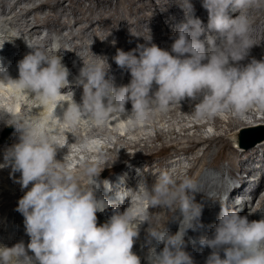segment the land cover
I'll list each match as a JSON object with an SVG mask.
<instances>
[{"label":"clouds","instance_id":"obj_1","mask_svg":"<svg viewBox=\"0 0 264 264\" xmlns=\"http://www.w3.org/2000/svg\"><path fill=\"white\" fill-rule=\"evenodd\" d=\"M187 4L190 11L175 26L170 50L154 43L150 32L145 37L132 31L145 42L127 52L117 49L115 63L130 73L126 85L114 84L108 63L106 69L103 63L84 60L79 54L83 66L69 80L58 38L45 46L23 36L31 51L18 61V78L9 76L0 64V83H10L15 91L33 99L37 112L52 108L46 117L35 119L0 109V121L14 126L18 134V142L4 150L0 169L10 167V175L19 172L16 182L27 189L16 210L30 238L27 245L23 241L11 247L0 245V264H141L133 247L145 223L148 243L163 244L159 251L149 247L147 264H194L185 250V236L200 224L203 205L195 203L192 195L199 191L198 185L187 175L162 171L151 186L141 179L136 190L117 187L115 200L109 199L99 194L101 184L106 192L113 190L110 181L99 179L103 157L90 158L91 146L86 139L80 140L77 151L85 155L78 170L73 168L67 155L69 142L60 139L59 125L53 123L58 119L74 128L84 123L103 127L110 115L119 113L130 117V127H138L147 124L155 111L166 113L171 105L186 99L193 103V117L198 121L226 113L243 118L252 107L264 110V59L240 63L256 45L249 11L264 7V0H203L209 15L207 29L191 15L189 0ZM230 12L239 14L233 18ZM15 37L19 36L0 40V47ZM73 86L83 90L79 103L74 100ZM69 91L70 101L63 98ZM128 102L130 112L125 108ZM58 105L61 115L56 113ZM65 147L63 159H57L58 150ZM81 178L87 180L86 185ZM206 195L221 202V211L211 235L199 239L201 247L211 249L205 264H264V219L249 220L226 206L227 197ZM126 198H130L129 205L120 211ZM110 207L112 215L98 224L97 213ZM157 208L173 213L179 209L182 218L175 233L153 223L151 209Z\"/></svg>","mask_w":264,"mask_h":264},{"label":"bare ground","instance_id":"obj_2","mask_svg":"<svg viewBox=\"0 0 264 264\" xmlns=\"http://www.w3.org/2000/svg\"><path fill=\"white\" fill-rule=\"evenodd\" d=\"M20 1L21 0H18L16 2H13L12 4V2H9V1L7 2V0H0V17L4 16L3 14H7L9 10L11 13L16 12V7L18 6V3ZM85 1H91V6L87 8L86 10L88 14L83 13V16H80L77 13V11L78 9L84 7ZM85 1L81 0L80 2H78V5L74 4L70 8L71 10L70 15H66L64 12H61V7L60 5L56 4L57 2L56 0L40 1L39 4H33L28 9L22 8L21 14L15 13L13 17L11 18H14L15 22L16 21L19 22L18 24L20 25L19 26L20 30H17V32L18 33L20 32L21 37L20 39L17 37L15 38L17 42L21 43V45L20 46L17 44L15 45L16 41H13L14 46H15V51H10L9 52L10 55L8 56L7 55L0 56V63L1 62L5 63V65L3 66L7 69L9 76H11L14 79L18 78V75H19L18 61L21 60L24 57V55H26L29 52V48L27 44L24 45L26 41L23 38V36L27 38L28 40H30V38L33 39L35 37L37 39L38 36L41 35V38H38L37 42L47 46L51 44L53 34L54 35L60 34L62 36L64 35L63 34L64 30L67 27L73 29L74 27H76L78 23H83V26L79 29L78 33H74L71 31L73 34V38L75 39L83 38V36L86 35L90 29L94 28V25L96 23L107 20L106 29L110 31V34H113L114 32H119V33L124 32V34H126L127 36L123 37L122 35H119L118 39L115 41L114 44H109V41L105 42L103 44L102 49H99L97 45L92 47L90 43H87V46H86L87 50H85L87 53L83 50L82 53L80 52L81 54H79L80 50L78 46L73 47L71 45L72 47L67 48L64 45H62L65 42L64 40L67 41L68 39L64 37L60 38L59 36L58 39L61 42L63 41V43H60L62 46L60 54L62 55V59L63 57L73 58L75 54L77 53L80 56H82L83 54L82 58L84 60H87L88 57H91V55H93L94 56L93 59L103 63L106 69L108 67L107 63L110 65L109 75H111V77L113 78L114 84H118L116 83V82H119V80L117 79H119L121 76L123 77L124 85H126L125 83H129L130 81V73L126 69L120 68L115 63L113 57H110V59H108L109 57H104L103 54L104 53H114L115 54V52H117V49H121L127 52V51L135 49L137 44L144 43V41L139 39V37L134 36L131 33H129L130 30H132L136 26H140V23L144 20L152 21V25H150L149 29L155 32L156 36H159L156 42L160 44V47L162 48L161 40L166 39L169 42L168 50H170L171 44L173 42L172 37L175 35V26L179 24L180 22L184 21L185 15L187 16L190 11L188 8L187 0H173V2L172 1L168 2L167 0L165 2H160V3H158L159 1L156 2L157 0L156 1L148 0V5L154 6V7H157V9H160L157 12L155 10L154 14H150L149 12H147L149 11L147 8L148 5L147 6L145 5L147 2L144 4L143 2L144 0H117L116 4H113L114 2L112 3L111 2L112 0L111 1L108 0L106 6L110 8L109 11H107L108 9L105 10L104 8L106 7L102 6V4H100L97 0H85ZM137 1H140V3L142 2V4L140 6H137ZM189 2L192 5L191 15L193 16V18H197V19H199L200 17L199 20L201 21L202 26L205 29H207V24H208L207 21L209 19V15H208L207 9L203 6V0H189ZM181 5L182 7H180ZM183 5L185 6L183 7ZM259 9H263V7ZM259 9H253L249 11V17L252 21V24L254 23L253 21H257L256 23L260 22L262 19V17L260 16L262 14H263L262 16H264V13H261ZM152 10L154 11V9ZM162 10L164 11V13L161 12ZM257 10H259V15L261 13L260 16L258 15ZM32 14H33V18L30 17L32 16ZM238 14H239L238 12L229 13V15L232 16L233 18L237 16ZM133 15L137 17L136 21L131 19L132 18L131 16ZM71 16L73 18L74 25L71 24L72 22ZM51 19L57 20L59 22L57 28L54 31L51 30L49 26V21ZM111 24H113V27L111 26ZM170 25H172L173 27L171 28ZM113 28H114V31H112ZM12 30L13 32L15 31V35L17 36L16 30L15 29H12ZM0 32L4 33V30H0ZM133 32H134V29H133ZM92 33L93 35L98 36L99 29L98 28L94 29ZM110 34H109V37H110ZM0 36L2 40L8 39L7 33L0 34ZM132 39H137V40L139 39V40L135 46L131 47L129 43ZM200 39L204 40L205 35H201ZM252 39L256 43V45H254L250 49L248 56L245 58V60L240 62L241 64H247L248 62H250L252 58H256L257 60L264 59V26L259 29H253ZM98 41L101 42L100 37H98ZM115 45H119V47L115 48ZM94 54L97 56H95ZM10 57L14 59V61H12ZM82 58H81V61L78 60L80 64H83ZM106 59H107V62H106ZM11 62H15V63H11ZM120 80H122V78ZM73 89H74V93L75 92L78 93L77 91H79V89H75V87H73ZM62 91L66 92L67 89L65 90L62 89ZM68 97L70 96L65 94L63 98L70 101L71 99ZM25 103H26V106H29V109H27L29 112L23 115L25 118L35 119L37 115L46 117L52 111V108L50 105L48 108H45L37 112L38 109L34 108L35 101L33 99H30L26 94H22V93H19L18 91H15L12 88V85L10 83H0V109H7L9 111L10 106H11L12 110L17 112L19 108L21 109L24 108ZM126 106H128V108L130 109L132 107L131 102H128ZM171 106L172 107H170V109L166 113H161V112L157 113L156 119L154 120V122L156 121L158 122V124L159 122H162L163 124L164 120L167 117H169V119L167 118V120L170 122L169 132L167 133L165 132L166 130L163 131L161 129H157L156 138L153 137L154 139L153 138L145 139L146 142H150V144L154 143L157 140L163 141L161 147H158L156 145L152 146L151 151H153V153H156V154L165 153L168 156V159L167 157H165L164 159H161L150 166H147L148 164L146 165V167L141 173L150 175V177H148V179L146 180L147 184L151 186V184L155 180V177L162 171H169V172L175 171L178 175L183 176V175H187L188 173L191 174V172L195 170V174L193 176L191 175L192 177L190 176L191 177L190 179H192L199 187V191H196L192 194L194 197V202L198 204H202L205 207V210L209 212L210 210L213 209V200L206 197L207 195L205 193L209 191L208 189L210 188L214 190L213 187L210 186L211 176L209 175L211 171H209V168L214 165V161L217 159L218 156L220 155L226 156L228 157L229 161L233 165L228 170V172L230 173V175L232 174L235 179H237V180L234 179L233 184L235 185L233 189H231L230 199L228 200L229 203L231 204L230 209H236L238 207L236 199H235L236 194L242 191L244 188H246V186L249 185V183L252 184L253 182V180H248V176L245 177V176L238 175V171L244 170V169H246V172L249 170V173L253 171H258L256 170V168H254V166L252 165L253 164L252 162L255 159L259 158L260 155H262L261 160L263 159V162H264V139L260 140V142L251 149L243 148L245 147L244 146V135L247 134L248 132L255 130V128H253L254 126L247 125L249 118L250 120L251 118L254 120L259 119L260 116L264 118V110H260L256 107H252L245 113L244 118L235 117L231 115L229 117L228 122L226 123L227 126H223V128L222 126H220L219 123L225 122V121H223L219 117H216V125H217L216 128H218V130H221V131L217 132L216 134L213 133V135L209 137H197L195 135H191V133L188 131H190L191 129L203 128V126L206 125L205 122L204 123H193L191 124L192 126L182 125L181 130L183 132L181 131L178 132L176 130V127H174L176 122H173V119L180 117V115H182L181 120L179 121L180 124L185 123V117H184L185 115H188V116L190 115L191 117H193V109H192L193 103L186 99L182 101L181 104H173ZM64 107L65 108L67 107V102H64ZM59 111H62V109L58 105L56 109V113ZM261 111H263L262 115H259L258 113ZM109 117L111 118V115ZM245 117L248 120L245 119ZM57 120H54V122ZM55 124H58V123H55ZM58 125H59L60 133L65 135L64 138L65 137L69 138L70 135L75 131V129H72L71 125H68V124L66 125L64 123H60ZM62 126H63V129H61ZM90 126L88 127L86 133H84L83 131L85 129L81 127L80 125L79 129L81 128L82 130L80 129L79 132L77 131V135L79 137L81 135V137L80 139H77L79 137H77L76 139L74 138L73 143L78 144L80 140H83L84 135L94 134V131H96L97 128L94 129V126H93L92 127L93 129H92L90 128ZM124 126L125 125L122 124V127H120L122 131L124 130ZM241 126H244V128L240 131L238 130V128ZM156 127H158V125H156ZM112 133L114 132L112 131ZM168 134L173 136L170 141H167L165 139V136ZM60 139L71 142L67 138L63 139L60 137ZM101 141L102 140L100 139L98 140V143H99L98 145L101 144ZM16 142H18V134L16 132L15 127L11 125H7L3 121H0V162H3L4 150ZM100 147L106 149V151H108L110 148V146L104 145L103 143L102 145H100ZM227 149L230 151V154L226 153ZM70 154L71 153L69 150L67 155H70ZM87 155L89 157H92L90 154H87ZM120 157H123L122 159H125L126 155H122ZM56 158L61 159V160L63 159V156H61L59 151L57 152ZM116 159H117V156L113 155L111 160H116ZM185 161H189L190 162L189 165L192 164L190 167L187 168L188 170L186 169L187 170L186 174H185V171H186L185 166L183 164V162ZM135 163H136V160L131 161L121 173L114 175L112 178L108 180L113 185L112 192L114 196L112 197V200L115 199V192L117 190V187H123V188L129 189L132 183L131 181L137 180V179H134L135 173L137 171ZM137 164H139V162ZM246 164L251 165L253 167L247 168ZM174 165H177L179 167L174 168ZM262 166H263L262 167L263 169L260 168L259 170L261 171V178L259 179L258 183L254 184L253 190L250 192V197H252L251 201H250V197H245V196H244L245 198H242V201H241L242 202L241 204L243 207V216H247L249 220H253L255 213L264 212V196L261 198L259 204L255 206V208H253L256 200L260 198L259 196L260 191H261V194L262 192H264V163L262 164ZM131 167L132 169H130ZM74 168L78 170V165H76ZM132 170H134L133 173H131ZM243 172H245V170ZM10 173H11L10 167L0 169V224L3 223V220L5 218L13 219L14 223L15 221H20L21 214L16 210V208L18 206L19 199L27 191V189L22 190L20 184L16 182V180L19 179L20 173L17 172L12 175H10ZM103 173H104L103 171L100 173L101 177L104 176ZM138 176L140 177L141 175L139 174ZM198 178L200 180L202 178V180L205 181L204 187H202L203 184L199 183ZM81 180L83 184L85 185L87 184L86 179L81 178ZM120 183H122V186H120ZM101 187L102 189L104 188L103 184H101ZM214 188L217 191L212 195L214 197L220 198L219 197L220 193L223 191L222 188L220 187L218 189V186L216 185H214ZM226 192L228 191L226 190ZM246 196H247V193H246ZM231 199L234 200V203H231ZM129 202H130V198H126L121 206V209L127 208L129 205ZM206 207L209 209H206ZM152 210L153 209H151V211ZM173 214L175 215L172 218ZM262 216H263L262 219H264V214H262ZM181 218L182 217H181V213L179 209H177L173 213L171 210L166 209V208H157V209H154V213L152 214L153 223L160 228H163L164 225L165 226L168 225L169 221L172 220L173 222H171V224L169 225L167 229L171 233H175L178 230L179 220ZM208 218L209 216H207L203 212L201 216L200 224L195 228V230H191V229L188 230L185 236V240L187 242V247L185 250L191 254L192 258L197 256L200 259L199 264H205L206 258L211 252V249L209 248L208 250L200 253L201 248L199 244V239L201 236L211 235L213 231V226L217 223V222L216 223L214 222L213 226L210 225V227L212 226L211 228L205 229V228H208L209 227L208 225L213 221L212 219H208ZM21 224L24 226L23 223ZM147 227H148L147 223H145L142 226V229H141L142 233L139 235V239L136 241V243H134V247H133V251L141 258V264H146L145 262L146 259L144 260V258L146 256V253L149 247L154 246L157 249V251L163 248V244H159L155 240H152L151 244L148 243V236L146 232ZM6 232L7 230L3 229V227H0V235L5 236L6 239L9 240V243L7 245H14L17 242H19L15 238L14 240L13 237L10 239L9 235ZM191 235H194L193 237L196 238L195 244L193 241L194 245H192V242L189 239L191 238ZM28 239L30 238L28 237ZM188 239L190 240L189 241L190 243L188 242ZM192 240H195V239L193 238ZM221 255H223V253H221Z\"/></svg>","mask_w":264,"mask_h":264},{"label":"rangeland","instance_id":"obj_3","mask_svg":"<svg viewBox=\"0 0 264 264\" xmlns=\"http://www.w3.org/2000/svg\"><path fill=\"white\" fill-rule=\"evenodd\" d=\"M12 2V4H13V2H16V1H18V0H7V2ZM40 1H45V0H21L19 3H18V6L16 7V12H10V10L7 12V14H3L4 16H1L0 17V25L2 26L3 24L5 25V27H3V28H0V30H4V33H1V34H6L7 33V38L8 39H11L12 38V34H14L15 35V31L13 32V30L12 29H15L16 30V33H17V36L18 35H20V32L18 33L17 32V30H20V28H19V22H15V20H14V18H11V17H13V15L15 14V13H18V14H21L22 13V8H25V9H28V8H30L33 4H39L40 3ZM57 2H56V4H58V5H60V7H61V12H64L66 15H70V13H71V10H70V8L74 5V4H76V5H78V2H80L81 0H56ZM85 1V0H84ZM100 4H102V6H105L106 8H104L105 10H107V11H109L110 10V8H108L106 5H107V1L108 0H97ZM111 1V0H110ZM116 1L117 0H112L111 2L113 3V4H116ZM156 1V0H155ZM159 1V2H158ZM165 1H167V0H157L156 2H158V3H160V2H165ZM173 2V0H168V2ZM144 2V4L147 6L148 5V0L146 1V0H144L143 1ZM139 3V4H138ZM142 4V2L140 3V1H137V6H140ZM91 6V1H85V4H84V7L83 8H80V9H78V11H77V13L80 15V16H83V13H85V14H88V12L86 11L87 10V8H89ZM136 6V7H137ZM150 5H148L147 6V8H148V10L149 11H147V12H149L150 14H154L155 13V10H156V12L157 11H159L160 9H157V7H154V6H150ZM185 5H183V7H184ZM153 7V8H152ZM180 7H182V5L180 6ZM82 9V10H81ZM85 9V10H84ZM152 9H154V11L152 10ZM260 10V12L261 13H264V7H263V9H259ZM259 10H257V12H258V15H259ZM152 11V12H151ZM10 12V13H9ZM162 13H164V11L162 10L161 11ZM261 13H260V15H261ZM46 15V14H45ZM259 15V16H260ZM263 15V14H262ZM260 16V17H262V19H261V21L260 22H258V23H256L257 21H253L254 23L252 24V28L253 29H259V28H261V27H263L264 26V16ZM31 18H33V14H32V16H30ZM132 18V20H134V21H136L137 20V17H135L134 15L133 16H131ZM8 19V20H7ZM71 19H72V22H71V24L72 25H74V21H73V18H72V16H71ZM199 19H200V17H199ZM12 21V22H11ZM10 22V23H9ZM106 22H107V20H105V21H103V22H98V23H96L95 25H94V28L93 29H90L88 32H87V34L86 35H84L83 36V38H73V34H72V32H74V33H78L79 32V29L83 26V23H78L77 25H76V27H74L73 29H71V28H69V27H67L65 30H64V35H54V37H53V35H52V40H53V38H59V36H60V38H62V37H64V38H67L68 40L66 41V40H64L65 42L63 43V41L61 42L60 40V43H63L62 45H64L65 47H67V48H69V47H75V46H78L79 47V54H81L82 52H83V50L85 51V50H87L86 49V46H87V43H90L91 44V46L93 47V46H95V45H97V47L99 48V49H102L103 48V44L105 43V42H107V41H109V44H113V41H116L117 39H118V37H119V35H122L123 37H126L127 35L126 34H124V32H122V33H119V32H114L113 34H110V31H108L107 29H106ZM3 23V24H2ZM58 21L57 20H54V19H51L50 21H49V26H50V29L51 30H55L56 28H57V26H58ZM207 23H208V21H207ZM16 24V25H15ZM17 24H18V26H17ZM263 24V25H262ZM8 25V26H7ZM23 25V24H22ZM150 25H152V21H148V20H144V21H142L141 23H140V26H134L135 28H133L134 29V32H133V29L132 30H130V32L129 33H131V31L133 32V33H135V34H138V35H142V36H145V37H147L148 35H149V32H150V34H151V37H152V40H153V42L154 43H156L158 46H160V44L159 43H157L156 41L158 40V38H159V36H156V34H155V32H153L151 29H149L150 28ZM261 25V26H260ZM111 26L113 27V24H111ZM15 27V28H14ZM170 27L172 28L173 26L172 25H170ZM12 28V29H11ZM22 28V27H21ZM96 28H98L99 29V34H98V36H96V35H93V30L94 29H96ZM139 28V29H138ZM11 31H9V30ZM49 30V29H48ZM136 30H138V31H136ZM6 31V32H5ZM72 31V32H71ZM112 31H114V28L112 29ZM22 32V31H21ZM148 32V33H147ZM10 33V34H9ZM109 34H110V37H109ZM142 36H140L139 37V39H141L142 41H144V38L142 37ZM10 37V38H9ZM20 37H21V35L19 36V37H17V38H19L20 39ZM98 37H100L101 38V42H99L98 41ZM38 38H41V35L40 36H38ZM37 38V39H38ZM105 38V39H104ZM37 39H36V37L35 38H33V39H31L30 38V42H37ZM138 39V40H139ZM161 39V38H160ZM32 40V41H31ZM138 40L137 39H132L131 41H130V45H131V47L132 46H135L136 44H137V42H138ZM13 41H16V38H14V39H12V40H10V42H11V44H14L13 43ZM22 41V40H21ZM141 41V42H142ZM17 42V41H16ZM66 42H68V43H66ZM145 42V41H144ZM27 43H24V45H26ZM76 44V45H75ZM80 44V45H79ZM18 45V44H17ZM21 45V43H19V46ZM72 45V46H71ZM164 45H165V47H164ZM169 45V42L166 40V39H162L161 40V46H162V48H164V49H169L168 46ZM85 49H84V48ZM117 47H119V45H115V48H117ZM123 49V48H122ZM128 50V49H127ZM29 51H30V49H29ZM81 52V53H80ZM86 52V51H85ZM87 53V52H86ZM115 54H116V52H115ZM115 54L114 53H104L103 54V56L104 57H109L108 59H110V57H114L115 56ZM78 55V53L77 54H75V56H77ZM79 56V55H78ZM81 57H83V54H82V56ZM81 57L79 56V61H81ZM94 58V56L93 55H91V57H88V59L87 60H90V59H93ZM81 66H83V64H81ZM71 74V73H70ZM123 76V75H122ZM121 77V76H120ZM122 78V80H120V78L119 79H117V80H119V82H116V83H122V85H124V81H123V77H121ZM69 80H71V78L69 77ZM125 84H127V83H125ZM116 86H117V84H115ZM73 87H75V86H73ZM75 89H79V91H77L78 93H74V95H78L79 93H80V96H74V100L77 102V103H79L80 102V100H81V95H82V91L83 90H81V88L80 87H75ZM65 90V89H64ZM81 90V91H80ZM73 91H74V89H73ZM66 95H69V96H72V93H71V91L70 92H68V93H66ZM68 98H70L71 100H72V98L71 97H68ZM170 107H172V106H170ZM125 108H126V110L128 111V112H130L131 111V108L129 109L128 108V106H125ZM128 108V109H127ZM170 109V108H169ZM262 112L263 111H261V112H259L258 114L259 115H262ZM157 113H160L159 111H155L154 112V114H153V116H152V120L150 119V121L147 123V124H144V125H141V126H138V127H130L129 126V120H130V117H128V116H124V115H121V114H117V116H115V117H112V119L110 118V122H109V124H110V126H111V128H109V127H106V126H103V127H96V126H94V129L95 128H97V129H99V130H97L96 129V131H94V133H96V134H98V135H102L103 137H104V139L105 140H107L108 141V143L106 144L107 146H110V148H109V150L108 151H106L107 153H105V154H98L96 157L94 156V159H96V158H99V157H103V159L100 161V167L101 168H104L103 169V175H111V174H113V173H115V172H117V171H119L118 173H116V174H119V173H121L127 166H128V164L131 162V161H133V160H136V173H135V178L134 179H137L136 181H131L132 183H131V186L129 187V189H131V190H136L137 189V187H138V184H139V182H140V180L141 179H144L145 181L148 179V177H150V175H148V174H142V176H138L143 170H144V168L146 167V165L147 166H150V165H152V164H154L155 162H157V161H159V160H161V159H164L165 157H167V159H168V156L165 154V153H162V154H156V153H153V151H151L152 150V146H158V147H161L162 146V143H163V141H161V140H157V141H155L154 143H151L150 144V142H146V140L145 139H151V138H156V134H157V129H161V130H163V131H165V132H169V129H170V122L167 120V118L169 119V117H167L165 120H164V122H163V124H162V122H159V124H158V122H154V120L156 119V115H157ZM185 115V114H184ZM183 115V116H184ZM232 114L231 113H226V114H224L223 116H219V118L220 119H222L223 121H225V122H221V123H219L220 124V126H222V128H223V126H227L226 125V123L228 122V120H229V117L231 116ZM112 116V115H111ZM181 116L182 115H180V117H177V118H175V119H173V122H176L175 123V125H174V127H176V130L178 131V132H183L182 130H181V126L183 125V126H192L191 124H193V123H204L205 122V124H212V126L214 127H211L210 129H211V131H212V133H208L207 131H204L205 129L204 128H199V129H191L190 131H188V132H190L191 133V135H195V136H197V137H209V136H211V135H213V133L214 134H216L217 132H220L221 130H218V128H216V118H214V119H212V120H206V121H198V120H196V119H194V117H191L190 115L188 116V115H185L184 117H185V123H182V124H180L179 123V121L181 120ZM233 116V115H232ZM154 117V118H153ZM244 118V117H243ZM245 119H247L246 117H245ZM261 119V116L259 117V119H256V120H254V119H252L251 118V120H250V118H249V120H248V122H247V125L248 126H253L252 124H251V122H253V121H257V120H260ZM208 121V122H207ZM264 121V120H263ZM161 123V124H160ZM122 124L123 125H125L124 126V130H125V127H126V129H127V131L126 132H124L123 134H121V133H119V131H118V129L119 130H121L120 129V127H122ZM154 124V125H153ZM153 125V126H152ZM156 125H158V127H156ZM90 126V125H89ZM88 126V127H89ZM152 126V127H151ZM156 128H155V127ZM72 127V126H71ZM79 127H80V125H78V126H76L75 128L74 127H72V129H75V131L70 135V137L68 138V137H65V138H67V139H69L70 141H72L73 142V139L75 138H77V137H79L78 135H77V131L79 132L80 131V129H79ZM93 126L91 125L90 126V128H92ZM203 127H205V126H203ZM89 128V129H90ZM244 128V126H241V127H239L238 128V130H242ZM253 128H255V130L254 131H251V132H248L247 134H245L244 135V146L245 147H243V148H249V149H251V148H253L255 145H257L259 142H260V140L259 139H261L263 136H264V124H262V125H259V126H257V127H253ZM79 129V130H78ZM93 129V128H92ZM82 130V129H81ZM115 130V131H114ZM259 130V131H258ZM112 131L115 133H112ZM75 132H76V134H75ZM60 134H62V133H60ZM79 134V133H78ZM62 135H64V134H62ZM76 135V136H75ZM169 135V136H168ZM168 135H166L165 136V139L167 140V141H170L171 139H172V137L173 136H171L170 134H168ZM65 136V135H64ZM67 136V135H66ZM80 137H81V135H80ZM80 137L79 138H77V139H80ZM62 138V137H61ZM64 138V139H65ZM153 138V139H154ZM102 139V138H101ZM123 139V140H122ZM242 139H243V137H242ZM118 143H117V142ZM124 141V142H123ZM257 141H259V142H257ZM101 143H103L104 144V142H102L101 141ZM109 144V145H108ZM137 144V145H136ZM132 146V147H131ZM151 146V147H150ZM248 146V147H247ZM116 148V149H115ZM241 150V149H240ZM114 151V152H113ZM152 152V153H151ZM215 152V151H214ZM213 152V153H214ZM114 153V154H113ZM226 153H228V154H230V151L227 149L226 150ZM115 155V156H117V159L116 160H111L112 159V156L113 155ZM122 155H126V158L125 159H122L123 157H120V156H122ZM142 156H143V158H142ZM261 156L262 155H260V157L259 158H257V159H255L252 163V165H255V164H258L259 166H261V168L263 167L262 166V164L264 163L263 162V159L261 160ZM146 157V158H145ZM134 158V159H133ZM105 161H107V163H105ZM112 161H114L112 164H111V162ZM139 162V164H137ZM257 162H259V163H257ZM189 161H185V162H183V164H184V166H185V170L188 168V167H190L192 164H190L189 165ZM255 163V164H254ZM127 164V165H126ZM237 165V164H236ZM247 165V164H246ZM233 165L231 164V162L229 161V159H228V157H226V156H218L217 157V159L214 161V165L212 166V167H210L209 168V171H211V173H210V175L209 176H211V180H210V186H212L213 187V189L214 190H212L211 188L210 189H208L209 191H207L206 193H211V194H214L217 190H215V188H214V185H216V186H218V189L221 187L222 188V192L220 193V195L223 193H225L226 192V190L228 191V192H230L231 191V189H233V187H234V185L235 184H233L234 183V177H233V175L231 174L230 175V173L228 172V170L232 167ZM142 167V168H141ZM179 166H177V165H174V168H178ZM222 167H223V169H222ZM252 168L253 166H251V165H247V168ZM130 169H132V167L130 168ZM129 169V170H130ZM133 169H134V167H133ZM222 169V170H221ZM226 169V170H225ZM263 169V168H262ZM138 170H139V172H138ZM188 170V169H187ZM187 170L185 171V174L187 173ZM224 170V171H223ZM245 170V172H246V169H244ZM244 170H240V171H238V175H240V176H245V177H247L246 176V174L247 173H249V170L245 173V172H243ZM110 172V173H109ZM134 172V170H132V172L131 173H133ZM109 173V174H108ZM193 173V174H192ZM244 173V174H243ZM116 174H114V175H116ZM190 173H188L187 174V176L189 177V178H191L194 174H195V170L193 171V172H191V174L189 175ZM114 175H112V176H110L109 178H107V180H109L110 178H112ZM144 175V176H143ZM148 175V176H147ZM192 175V176H191ZM223 175V176H222ZM138 176V177H137ZM191 176V177H190ZM216 176V177H215ZM222 176V177H221ZM104 177L105 176H103V177H99V179L101 180V181H103V179H104ZM143 177V178H142ZM139 178H141V179H139ZM200 178V177H199ZM198 178V180H199V183H201V184H203L202 185V187H204V185H205V181H203L202 180V178H201V180ZM138 179H139V181H138ZM235 180H237V179H235ZM249 180V179H248ZM212 182V183H211ZM136 183V184H135ZM251 185V186H250ZM253 186V183L251 184V183H249V185H247L246 186V188H244L242 191H240L239 192V194L237 193L236 195H239V196H242V197H250V193H249V188H251ZM224 188V189H223ZM102 189V187L100 186V189L99 190H101ZM210 191H212V192H210ZM205 193V194H206ZM227 193V192H226ZM246 193H247V196H246ZM263 192H262V194H261V191H260V194H259V196H260V198H258L257 200H256V202L254 203V207L253 208H255V206H257L258 204H259V202H260V200H261V198L263 197ZM258 196V197H259ZM207 197V196H206ZM220 197V196H219ZM250 201H251V199H250ZM210 203V202H209ZM231 203H234V200L233 199H231ZM214 204H216V202H214ZM213 204V205H214ZM206 209H209V208H207L206 207ZM122 211H124V209L122 210ZM152 212V214L154 213V209L151 211ZM203 212L207 215V216H209V218L208 219H212L210 216H212V215H214V217H216V213H217V210H210L209 212L207 211V210H205V207L203 206ZM202 212V213H203ZM261 214H264V212H261ZM174 215L175 214H173L172 215V218L174 217ZM257 220H259V219H262L261 217H259V216H256L255 217ZM216 219V218H215ZM213 220V219H212ZM217 220H218V218H217ZM171 222H173L172 220H170L169 221V224L168 225H166L165 226V228L166 229H168V227H169V225L171 224ZM215 223L217 222V221H214ZM214 222L212 221L208 226V228H205V229H209V228H211L213 225H214ZM144 225V224H143ZM142 225V226H143ZM210 225H212L211 227H210ZM142 226H141V228H140V234L142 233ZM139 234V235H140ZM189 234V233H188ZM194 235H191V238H189L190 240H191V242H192V245H194L195 244V242H196V238L195 237H193ZM195 239V240H192V239ZM188 239V242L190 241ZM138 240V239H137ZM136 240V241H137ZM136 241H135V243H136ZM193 241H194V244H193ZM190 243V242H189ZM157 244V243H156ZM159 245V244H158ZM192 253V252H191ZM191 255V254H190ZM145 260V259H144ZM145 262H146V264H147V261L145 260Z\"/></svg>","mask_w":264,"mask_h":264},{"label":"water","instance_id":"obj_4","mask_svg":"<svg viewBox=\"0 0 264 264\" xmlns=\"http://www.w3.org/2000/svg\"><path fill=\"white\" fill-rule=\"evenodd\" d=\"M262 125V124H261ZM262 139H264V136L261 138V139H259V140H262ZM257 142H259V141H257ZM248 147V146H247Z\"/></svg>","mask_w":264,"mask_h":264}]
</instances>
